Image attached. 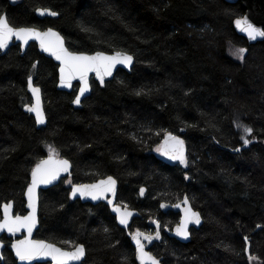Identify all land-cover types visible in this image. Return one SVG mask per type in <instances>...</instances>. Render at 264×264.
Returning <instances> with one entry per match:
<instances>
[{"label": "trees", "instance_id": "1", "mask_svg": "<svg viewBox=\"0 0 264 264\" xmlns=\"http://www.w3.org/2000/svg\"><path fill=\"white\" fill-rule=\"evenodd\" d=\"M37 9L58 18L40 19ZM0 14L15 27L56 29L72 52L125 51L135 58L130 73L120 70L104 87L92 80L91 96L76 108L78 84L71 93L58 90V66L35 44L24 55L19 45L0 53V219L10 201L16 215L26 214L32 170L51 147L73 170L40 193L36 238L69 250L84 245L81 264H137L109 206L70 197L67 181L108 176L119 182L118 203L140 213L132 232L154 230L156 219L172 230L180 215L161 205L185 196L202 214L204 224L188 243L163 232L151 248L162 264H264V40L250 44L236 32L235 20L245 15L241 2L0 0ZM231 48L247 49L244 60L234 59ZM29 77L43 92L44 128L23 111L31 102ZM237 112L256 140L241 153ZM167 133L182 134L185 168L154 154ZM2 240L0 264H17L11 241Z\"/></svg>", "mask_w": 264, "mask_h": 264}, {"label": "snow or ice", "instance_id": "2", "mask_svg": "<svg viewBox=\"0 0 264 264\" xmlns=\"http://www.w3.org/2000/svg\"><path fill=\"white\" fill-rule=\"evenodd\" d=\"M40 15L50 14L52 16L58 15L57 12L49 9H38ZM236 26L241 32L247 34L251 40H256L259 37H264V28L255 26L248 20L247 17L237 19ZM22 42L27 45L30 40L39 41L40 47L51 53L55 58L61 61L60 67V81L62 85L71 87V81L79 77L83 81V87L80 88V95L76 96L74 103L80 104V97L88 91V74L95 72L100 82H104L105 76H111L116 65L123 64L131 66L133 57L123 52H116L113 55H107L103 52H97L94 55H87L83 53H73L68 51L64 46V38L59 32L49 28L46 31H40L35 27H15L12 26L6 15L0 14V49H7L9 43L13 40ZM247 52L245 48L237 49L233 55L238 59L243 60L244 54ZM28 86L35 97V104L28 106V111L36 114V120L40 124L45 123V115L41 105L40 89L34 87L29 77ZM237 127H241L237 124ZM252 128L244 126V132L248 135L252 133ZM249 141L246 137L244 143L248 144ZM157 151L162 155L169 157L172 160H178L187 165L188 161L185 156L184 141L172 133H167L166 137ZM51 155L45 160H41L36 164L31 173V184L27 188L28 207L31 212L28 215H13L12 204L5 203L2 205L3 217L0 219V232H7L11 235H16L22 231H26L27 235L23 239H17L11 244L14 249L16 257L19 261L31 264L32 261L38 258H51L54 264H71L74 261H80L85 255L83 245H78L72 251H66L62 248L56 247L54 244L47 243L43 240H33L32 233L37 224V202L38 195L37 189L41 184H50L52 181L59 178L62 172H68L71 164L66 159L58 158V153L50 147ZM71 183V181H69ZM144 190L141 189V195ZM107 193H111L113 197L116 194V181L112 177L106 180H101L97 184H78L72 189V196L76 197L77 194L84 197H91L93 200L107 198ZM111 202V201H110ZM184 204L188 203V198L185 197ZM164 205H162L163 207ZM180 207V205H176ZM114 211L120 214V223L127 225L132 212L122 209L119 206L114 208ZM185 215L183 221L176 228L178 236L187 238L189 236L188 225L191 223H200V214L192 211L191 207L184 209ZM159 227V225H157ZM141 237L144 240L151 242L153 239L159 237V231L156 237L146 235L137 230L133 237L139 253L141 264H160V261L153 256L150 252H146L144 244L141 242ZM65 243H71L66 241ZM0 248H3V242L0 241ZM2 258V253H0Z\"/></svg>", "mask_w": 264, "mask_h": 264}, {"label": "water", "instance_id": "3", "mask_svg": "<svg viewBox=\"0 0 264 264\" xmlns=\"http://www.w3.org/2000/svg\"><path fill=\"white\" fill-rule=\"evenodd\" d=\"M225 1H227L228 3H232V4H235V3L241 2L243 8L245 9V15H244L242 18H239V19H243V18L247 17L248 20H249L250 22H252L255 26H257V27H261V28H264V0H225ZM49 10H51V9H49ZM51 11H52V10H51ZM3 15H6V14H3ZM36 15H37V17L40 18V19H45V18L56 19V18H58V15H56V16H52V15H50V14L40 15V13L38 12V9H37V11H36ZM6 16H7V15H6ZM235 21H236V20H235ZM234 27H235L236 32H237L240 36L246 38V39L249 41L250 44H255V43H257V42H260V41H263V40H264V37H259V38H257L256 40H251V39H249V38L247 37V34H246V33L240 31V29L236 26V23H235V22H234ZM48 29H49V28H48ZM51 29H53V28H51ZM38 30H40V31H46L47 29H46V30L38 29ZM53 30L56 31V32H59V31H57L56 29H53ZM59 33H60V32H59ZM60 35H61V33H60ZM61 36H62V35H61ZM62 37H63V36H62ZM63 38H64V37H63ZM32 44H35V45L37 46L38 51L40 52V54H42V55H44L45 57L51 59V60H52L57 66H58V83H57V89L60 90V91H64V92L71 93V92H73L75 85L78 84L79 88H78V90H77L76 96L80 95V91H79V90H80L81 87L84 86V85H83V81H81V80L79 79V77H77L76 79H74V80L71 81V85H72L71 87H67V86H65V85H62V84H61V81H60V67L62 66L61 61L57 60V59L55 58V56H53L51 53L44 51V50L40 47V45H39V41H37V40H30L29 43H28L27 45H23L22 42L13 39V40L9 43V46H8L7 49H0V51H1V53L4 55V54L7 53V51H8L13 45H19V46H20V49H21V52H22V55H24V54L26 53L27 49L29 48V46L32 45ZM64 46L68 49L65 38H64ZM68 51H70V50L68 49ZM70 52H72V51H70ZM117 52H123V53H127L128 55H131L130 53L125 52V51H117ZM73 53H78V52H73ZM96 53H97V52H96ZM103 53H105V52H103ZM115 53H116V52H114V53H105V54H107V55H113V54H115ZM83 54L94 55L95 53H93V54L83 53ZM131 56L133 57V60H132L131 66H127V65H123V64H118V65H116L115 69L113 70L112 75H111V76H105V78H104V82H103V83L100 82V80H99V78L97 77V75H96L95 72H90V73L88 74V85H89L88 91H86V92L84 93V95L80 97V100H81L80 104H76V103H74V101H73V105H74V107H76V108L81 107L82 102H83L86 98H88V97L91 96V93H92V84H91V81H92V80H94L95 82H97L100 86L104 87V86L106 85L107 82H110V81H112V80L115 78L116 73L119 72L120 70H121V71H125V72L130 73L131 70H132V68H133V66H134V64H135V58H134L133 55H131ZM28 81H29V80H28ZM31 81H32V84H33L34 87H38V88L40 89L41 105H42V108H43V111H44V115H45V123H44V124H40V123H38L37 120H36V114L33 113V112H29V111H28V106H29V105H34V104H35V97H34L32 91L30 90L29 86H27V91H28V93H29V95H30L31 102L28 103V104H26V105L23 107V111H24L26 114H28V115H30V116H32V117L34 118L37 128L40 129V128H44V127L47 126V122H48V119H47V113H46V109H45V103H44V99H43V92H42V89H41V87L35 85V83H34V78H33V77H31ZM75 98H76V97H75ZM74 100H75V99H74ZM182 134H184V132H183ZM182 134H181V135H182ZM251 134H252V133H251ZM251 134H250V135L247 134L245 137L249 140V137L251 136ZM172 135H173V136H177V137H179L180 139H182V140L184 141V138H183L181 135H174V134H172ZM165 137H166V136H165ZM165 137H164V139H165ZM244 139H245V138H244ZM244 139H242V146H241L238 150H236L235 153H241L243 150H246V149L250 148V146H251L252 143H255V142H256V140H253V141H251L250 143L245 144V143H244ZM249 141H250V140H249ZM161 144H163V143H161ZM184 149H185V153H184V154H185V156L187 157V147H186V145H185V141H184ZM48 157H49V155H48L46 158H44L43 160L47 159ZM58 158H60V157L58 156ZM60 159H65V158H60ZM66 160H68V159H66ZM68 161H69V160H68ZM69 162H70V164H71V168L69 169L68 172H62V173L60 174V176H59L58 179L52 181V183H50V184H41V185L38 187V189H37V195H38L37 211H36L37 224H36V226H35V228H34V230H33V233H32V239H33V240H39V239L36 238V233H37V231L39 230V227H40V193H41L42 191H44V190L50 189V188H52V187H54V186L60 184V182H61L63 179H67V178H70V177L72 176L73 165H72L71 161H69ZM179 162H180V161H179ZM38 163H39V162H38ZM38 163H37V164H38ZM181 165L185 168V164L181 163ZM34 168H35V167H34ZM34 168H33V169H34ZM108 177H112V178L115 179V181H116V194H115V197H113V195H112L111 193H107V198H101V199H98V200H93L91 197L80 196L79 194H77L76 197H73V196H72V189H73V187H74L75 185H78V184H74V185H72V187H71V192H70L71 200H73V201H75V200H80L82 203H88V204H91V205H98V204H100V203H105L107 206H109L110 211H111V213L115 216L116 221H117L119 227H121L122 229L126 230V231L128 232V234H129V236L131 237L132 245H133V247L135 248V251H136V257H135L136 262H137V264H141V261H140V259H139V253H138V250H137V247H136V243H135V240H134V238H133V237L135 236V234H136L137 231H135L133 234H131V232H130V230H129L130 227H131V225H132L133 220H134L135 218H138V217L140 216V213H139L137 210H133V209H130V208H128V207H123L122 205H120V204L118 203L119 182H118V180H117L114 176H108ZM108 177L101 178V179L96 180V181L91 182V183H82V184H88V185H91V184H97V183H99V181H101V180H106ZM30 184H31V179H30ZM30 184H29V185H30ZM27 188H28V187H27ZM143 190H144V192H143V195H141L142 197H144L145 192H146V189H143ZM24 197H25V204H26L25 206H26V210H27L26 214H24V215H28V214L31 212V209L28 207L27 189H26V191H25V196H24ZM185 197L188 198V196H185ZM185 197H184V198H185ZM184 198H183L180 202H178L177 204H175V205H170V204L163 203L162 205H164V206L162 207V205H161V210H162L163 212H165V213L168 212V211H172V212H174V213L180 215V221H179V223H178V224H177L172 230L167 229V230H165L164 233H165L168 237H170V238H174V239H176L177 241H179V242L185 244V243H188V242L191 241V239H192V230H199V229L202 227V225L204 224V219H203L202 214H201L198 210H196V209L193 207V205H192V203H191V201H190L189 198H188V203H187V204H184V203H183ZM110 201H111V202H110ZM8 203H11V204H12V214H13V215H16V213H15V203H14V201H10V202H8ZM4 204H5V203H4ZM176 205H180V207H176ZM116 206H119V207H121L122 209H126L127 211L132 212V216L129 218L127 225H124V224H121V223H120V214L117 213L116 211H114V208H115ZM189 206L191 207L192 211L198 212V213L200 214V223H199V224H195V223H191V224H189V225H188L189 236H188L187 238H184V237L178 236V235L176 234V228H177V226L180 225L181 222L183 221V218H184V215H185L184 209H185L186 207H189ZM18 215H20V214H18ZM24 215H21V216H24ZM2 217H3V209H2ZM157 225H159V227H158ZM153 226L155 227V233H154V234H147V233H144V232H142V231H140V230H139V231H140L141 233H144V234H146V235H151V236H153V237H156V233H157V231H159V237L153 239L151 242H149V241H147V240H144L143 237H141V242L144 244L145 251H146V252H150L153 256H155V255L151 252V248H152L156 243H161V242H162V240H163V232H162V230H161V224L159 223V221H158L157 219L153 222ZM26 235H27L26 231H22V232H20V233H17V234L14 235V236L11 235V234H9V233H7L6 231H5V232H0V241H2L3 236H6L8 239H11V240H12V242H11V244H12L15 240H17V239H23ZM43 241H44V240H43ZM2 242H3V241H2ZM45 242L50 243V242H48V241H45ZM246 242H247V240H246ZM11 244L9 245V250L13 253L14 258H15L16 261H17V264H22V262L19 261V259L16 257L14 249L11 248ZM50 244H53V243H50ZM54 245H55L56 247L61 248L60 246H57L56 244H54ZM80 245H82V244H80ZM83 246H84V245H83ZM5 249H6V244L3 242V248H0V253H2V258H0V262H3V261H4L3 252H4ZM62 249H63V248H62ZM84 249H85V255H84V257H83L80 261H74V262H71V264H81V263L83 262V260H84L85 257H86V253H87V252H86V248H85V246H84ZM64 250H66V249H64ZM72 250H74V249H72ZM72 250H66V251H72ZM246 251H247V254L250 253V245H249V244L247 245V250H246ZM155 257H156V256H155ZM156 258H157V257H156ZM157 259L160 261V264H162L161 260H160L159 258H157ZM42 263H43V264H47V263H49V264H54V262L51 260L50 257H49V258H38V259H36V260H34V261L31 262V264H42ZM23 264H27V262H23Z\"/></svg>", "mask_w": 264, "mask_h": 264}, {"label": "rangeland", "instance_id": "4", "mask_svg": "<svg viewBox=\"0 0 264 264\" xmlns=\"http://www.w3.org/2000/svg\"><path fill=\"white\" fill-rule=\"evenodd\" d=\"M237 50V48H231V49H229V54L234 58V59H237L238 61H243V60H240V59H238L235 55H233V53L235 52ZM244 57H245V54H244ZM236 120H235V122H236V126H237V124H240L241 125V127H237V129H238V131H239V134H240V136H241V138L242 139H244L245 138V136L247 135L245 132H244V126H247V124L245 123V120H244V115H243V113H241V112H237L236 113ZM248 127V126H247ZM159 146H157L154 150H153V152H154V154L156 155V156H158V157H160V158H162L161 157V155H160V153L157 151V148H158ZM69 181H71V180H69ZM69 181H67L66 183H67V185L68 186H72V182L71 183H69ZM149 223H152V220H150L149 221Z\"/></svg>", "mask_w": 264, "mask_h": 264}, {"label": "flooded vegetation", "instance_id": "5", "mask_svg": "<svg viewBox=\"0 0 264 264\" xmlns=\"http://www.w3.org/2000/svg\"><path fill=\"white\" fill-rule=\"evenodd\" d=\"M10 1V3L11 4H17L18 3V0H9ZM242 18V17H241ZM249 42V41H248ZM0 53H1V51H0ZM163 141H164V139H163ZM163 141L161 142V143H163ZM160 153V152H159ZM160 155H161V157H162V159H164V160H166V161H168V162H170V163H174V164H180L181 165V162H179L178 160H172V159H170L169 157H167V156H164V155H162L161 153H160ZM182 166V165H181ZM130 230V229H129ZM138 230V229H137ZM161 230H162V232H165V230H167V229H162L161 228ZM134 231H136V230H134ZM133 231V232H134ZM131 232V234H133V232L132 231H130ZM147 233V234H154L155 233V229L154 230H145L144 231V233ZM127 234H128V232H127ZM129 236V235H128ZM130 237V236H129ZM131 238V237H130ZM132 243V242H131ZM134 248V247H133ZM134 250H135V248H134ZM135 257H136V251H135Z\"/></svg>", "mask_w": 264, "mask_h": 264}, {"label": "bare ground", "instance_id": "6", "mask_svg": "<svg viewBox=\"0 0 264 264\" xmlns=\"http://www.w3.org/2000/svg\"><path fill=\"white\" fill-rule=\"evenodd\" d=\"M2 54V53H1ZM129 235V234H128Z\"/></svg>", "mask_w": 264, "mask_h": 264}]
</instances>
